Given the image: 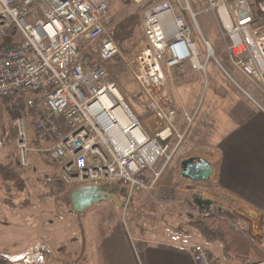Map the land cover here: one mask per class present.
Returning <instances> with one entry per match:
<instances>
[{
    "label": "built area",
    "instance_id": "1",
    "mask_svg": "<svg viewBox=\"0 0 264 264\" xmlns=\"http://www.w3.org/2000/svg\"><path fill=\"white\" fill-rule=\"evenodd\" d=\"M136 4L142 0H133ZM181 10L180 0H176ZM218 16L231 64L257 87H264V24L248 0H206ZM113 0H0V97L29 93L33 128L46 135L48 158L57 167L45 183L122 186L128 196L158 188L175 144L194 122L195 112L182 110L185 128L177 130L179 111L164 91L167 74L187 63L207 81V62L215 56L204 40L201 53L184 18L171 0L141 11L143 37L123 55L107 23ZM195 15V13H193ZM92 49L90 62L83 53ZM115 60L130 70L144 94V110L160 130L149 134L122 97L108 71ZM42 100V101H41ZM22 164H26L25 120L15 121ZM1 146V141H0ZM175 149V148H174ZM38 151L40 149H37ZM160 158L161 167L155 166ZM232 200L227 207L232 208ZM196 264H217L211 252L194 243L187 247ZM249 264H264V259Z\"/></svg>",
    "mask_w": 264,
    "mask_h": 264
},
{
    "label": "rangeland",
    "instance_id": "2",
    "mask_svg": "<svg viewBox=\"0 0 264 264\" xmlns=\"http://www.w3.org/2000/svg\"><path fill=\"white\" fill-rule=\"evenodd\" d=\"M158 1L161 0H142L136 4L133 0H114L109 8L108 22L117 20L126 14L132 16L136 11H139L141 18V11ZM180 1L183 8H186L187 4L189 8L181 10L178 2L171 0L174 13L184 18L190 29L191 37L201 53V59H204L206 55L204 40L212 44L216 57H212L207 62V81L202 74L194 73L188 67V70L182 68L171 70L167 74V86L164 93L171 103L170 107L174 108L170 97L174 95L180 97L181 91L183 94L185 91H190L189 93L195 98L197 105L192 110L195 112V117L191 125L195 123L198 111L203 110L202 120L200 119L199 123L200 125L211 123L217 126L218 134L211 138V140H216L221 130L227 128V115L231 114V110L242 108L245 98L240 93L253 94L256 97L257 91L259 97L264 101L262 94L264 87L251 85V82L231 64L226 52L227 40L223 36L218 16L207 8L206 0ZM248 2L252 11L257 7L260 12H264V0H248ZM254 13L253 15L257 18ZM262 20L258 21L264 24V20ZM130 46L127 47L129 51L132 47ZM129 51L121 52L123 55H127ZM87 52L90 54L92 49ZM108 71L118 83L123 99L141 119L146 131L153 135L160 130L157 121L145 112L144 94L130 70L123 66L121 61L115 60L108 65ZM19 94L23 95L24 100L32 96L29 93ZM221 94L223 97L228 96L218 100ZM234 96L240 98L236 104H233L231 100ZM204 98L206 100L202 105ZM182 110L181 112L178 110L176 125L180 133L186 125L180 114ZM32 114L31 111L22 116L25 120L27 135V162L22 164L23 180L21 182L23 185L20 190L16 186H12L9 190L0 186V254L4 255L9 263L57 264V258L65 257L64 253L60 254L61 249L68 252L67 256L71 253L72 258H77L78 255L82 256V260H80L82 264L84 260V264H104L106 259L108 261L114 259L115 255L119 259H122L123 255L128 259V256L126 257L128 252L134 256L140 252L138 238L166 239L176 236L183 240H189L192 237L187 235L186 230L188 231L189 227L184 228V223L188 225L192 219L200 217L207 209L229 213L217 206L219 203L222 204L224 198L219 201L222 196L213 190L208 181L196 183L180 176V163L187 158L189 151L199 154L206 153L207 156L216 152V148L211 147V142L206 138L196 139L193 145L191 144L198 133V129H195L190 140L188 133L191 126L177 147H175L177 140L175 135L170 139L173 144L171 152L174 151L158 181L157 189L151 192H135L128 196L122 186L114 185L117 187L111 188V192L118 202L113 200L98 201L87 207L82 213L74 211L69 194L73 188L77 187L63 185L53 191L49 188V183L44 181L45 176L55 178L57 167L45 152L50 144L47 140L48 137L42 138L39 151L33 144ZM15 120L13 124L16 126ZM221 124L223 125L221 126ZM17 139L12 147L3 146L0 140V159L16 158L22 163ZM40 153L45 155L42 156ZM163 162L164 159L160 158L155 169L158 170ZM167 185L180 189L193 188L197 201L201 203L195 202L193 195L184 196L183 191L175 192L166 188ZM158 189L168 191L157 193ZM169 192L174 195V199L168 198ZM206 200L211 204L202 202ZM221 264H245V262L239 258H233L223 261Z\"/></svg>",
    "mask_w": 264,
    "mask_h": 264
},
{
    "label": "crops",
    "instance_id": "3",
    "mask_svg": "<svg viewBox=\"0 0 264 264\" xmlns=\"http://www.w3.org/2000/svg\"><path fill=\"white\" fill-rule=\"evenodd\" d=\"M253 12H255L254 14L259 21L260 19L264 20V12H260L259 8L255 7ZM127 16L128 14L117 20H111V22L107 20L110 31L115 29V27L127 18ZM138 22L141 35H138L135 41L130 42L131 46L137 40L142 39L140 17ZM187 67L190 68L189 65L185 63L177 70L180 68L188 70ZM251 85L254 84L251 83ZM254 86L256 87V85ZM189 92L185 91L183 94V91H181L180 97L177 95L173 96L171 93L173 97L170 98L175 109L180 112L182 109L187 112H193L192 110L197 105L195 104V98H193ZM256 93V97H254L253 94L248 95L240 93L245 98L242 108L239 109V107L236 110H231V116L227 115V128L221 130L216 140H211V138L215 134H218V127L211 123L200 125L199 122L200 119L202 120L201 114L203 110H199L198 117L195 123L191 125L188 133L191 140L193 131L198 129V133H196V137L191 141V144L193 145L196 139L202 140L206 138L207 141L211 142L210 146L216 148V152L207 156L206 153L199 154L195 151L191 152L187 150L189 154L186 156L187 158L202 157L211 164L213 176L207 181L211 184L213 190L222 196L220 200H217L221 201L224 198L222 204L219 203L217 206L227 210L233 216L237 228L253 241L254 247L252 250H249V256L245 264L264 259V101L259 97L257 91ZM262 94L264 95L263 92ZM227 96L228 95H225L224 97ZM221 97H218V100L224 99L222 94ZM205 100L204 98L202 105ZM231 100L233 104H236L240 98L234 96ZM169 106H171L170 102ZM222 125L223 124H221V126ZM51 185L53 184H49V188L53 191L59 189L52 188ZM166 188L172 189L175 192L183 191V193H185L184 196H188L187 194L193 195L194 201L201 203L197 201L193 188L180 189L169 185H167ZM74 189L77 188H73L70 194ZM165 191L168 190H156L157 193H165ZM228 200L233 201L231 209L227 207L226 202ZM184 226V228L189 227L188 231L186 230L187 235H191L192 237L189 240H183L176 236H170L166 239L138 238L140 252L136 256L128 252L126 254L128 259H126L124 255L122 259H119L115 255L114 259L109 261L106 259L104 264H196L191 254L187 251V247L194 243L207 248L217 261V264L236 258L233 256H225L218 242L203 238L201 234L189 224L185 225L184 223ZM178 229L180 230V228ZM84 262L85 260L83 264Z\"/></svg>",
    "mask_w": 264,
    "mask_h": 264
},
{
    "label": "trees",
    "instance_id": "4",
    "mask_svg": "<svg viewBox=\"0 0 264 264\" xmlns=\"http://www.w3.org/2000/svg\"><path fill=\"white\" fill-rule=\"evenodd\" d=\"M138 21L139 11H136L134 15H128L127 18L115 27V29L111 30L113 38L123 53H127V51H129L127 47L131 45L130 42L135 41L137 36L141 35ZM87 51L83 53L84 62H90L89 52ZM28 112H31V110H28L26 107V100H24L22 94L0 97V140L3 146H14L18 137V130L13 124V121L26 115ZM33 131V144H35V148L38 149L41 146L42 138H47V136L43 135L39 137L34 129ZM47 140L49 141V138ZM40 154L42 156L45 155L43 153ZM22 168V163L16 158L0 159V186H3L6 190H9L12 186H16L17 189L20 190L23 185L21 182V180H23ZM51 184H53L51 185L52 188L63 186L60 182H53ZM168 198L174 199V195L169 192ZM189 225L197 230L203 238L218 242L225 256H233L247 262L249 250H252L254 247L253 241L237 228L235 220L230 213L207 209L200 217L192 219ZM62 253L65 254V257L62 259L57 258V264H82V261H80L82 260V256L78 255L77 258H72L70 253L68 257V252L65 249H61L60 254ZM0 264L13 263H9L7 258L0 254Z\"/></svg>",
    "mask_w": 264,
    "mask_h": 264
},
{
    "label": "water",
    "instance_id": "5",
    "mask_svg": "<svg viewBox=\"0 0 264 264\" xmlns=\"http://www.w3.org/2000/svg\"><path fill=\"white\" fill-rule=\"evenodd\" d=\"M180 176L186 178L191 182L207 181L213 176V169L211 164L202 157H189L180 163ZM114 185L104 186L98 188L95 186H81L77 187L70 194V202L72 208L76 212H82L94 202L113 200L117 201L116 197L109 193ZM205 204H211L210 201H202Z\"/></svg>",
    "mask_w": 264,
    "mask_h": 264
},
{
    "label": "bare ground",
    "instance_id": "6",
    "mask_svg": "<svg viewBox=\"0 0 264 264\" xmlns=\"http://www.w3.org/2000/svg\"><path fill=\"white\" fill-rule=\"evenodd\" d=\"M142 29V28H141ZM143 34V33H142ZM19 118H22V117H19ZM18 119V118H17ZM16 121V120H15ZM26 125V124H25ZM34 129V128H33ZM17 130H18V128H17ZM25 130H26V128H25ZM18 135H19V132H18Z\"/></svg>",
    "mask_w": 264,
    "mask_h": 264
},
{
    "label": "flooded vegetation",
    "instance_id": "7",
    "mask_svg": "<svg viewBox=\"0 0 264 264\" xmlns=\"http://www.w3.org/2000/svg\"><path fill=\"white\" fill-rule=\"evenodd\" d=\"M109 193L112 194L111 190H109Z\"/></svg>",
    "mask_w": 264,
    "mask_h": 264
}]
</instances>
